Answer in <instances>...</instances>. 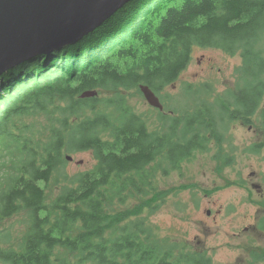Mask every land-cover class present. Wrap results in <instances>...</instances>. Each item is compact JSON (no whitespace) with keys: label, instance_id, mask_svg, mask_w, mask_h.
Instances as JSON below:
<instances>
[{"label":"trees","instance_id":"16d2710c","mask_svg":"<svg viewBox=\"0 0 264 264\" xmlns=\"http://www.w3.org/2000/svg\"><path fill=\"white\" fill-rule=\"evenodd\" d=\"M195 47L240 54L245 84L230 94L233 110L220 104L217 114L201 101L183 117L159 114L164 129L149 132L123 96L103 102L113 114L94 113V96L81 97L140 85L158 95ZM263 100L264 0H129L77 42L3 73L0 139L15 119L41 113L50 134L44 141L37 131L8 133L0 145V221L19 212L29 219L19 250H0V264H213L175 242H157L137 217L152 200L120 211L115 201L145 195L152 172L179 171L211 140L222 142L225 118L248 125L260 111L264 134ZM55 101L64 104L59 117L47 112ZM78 153H90L94 166L69 176L65 157ZM53 187L59 193L49 200ZM258 229L264 234L263 219Z\"/></svg>","mask_w":264,"mask_h":264},{"label":"rangeland","instance_id":"374dc122","mask_svg":"<svg viewBox=\"0 0 264 264\" xmlns=\"http://www.w3.org/2000/svg\"><path fill=\"white\" fill-rule=\"evenodd\" d=\"M241 69L239 53L195 47L177 81L156 95L162 111L151 107L137 86L127 91L94 89V113L113 114V109L106 108L103 102L121 95L130 110L144 119L149 132L164 129L159 114L183 117L195 111L201 101L214 106L218 114L220 104H232L230 94L245 84ZM63 106L55 101L47 112L59 117V108ZM228 109L234 108L228 106ZM259 116L260 111L248 125L242 124L240 119L225 123L228 121L225 118L218 122L222 142L211 140L207 151L196 152L179 171L167 176L161 171L152 172L150 187L153 190L129 197L123 206L116 200L114 209H133L142 201L152 200L153 207L145 208L137 217L146 222L157 242H175L186 251L204 254L213 264H264V234L258 230L259 222L264 220V134ZM48 125L42 113L15 119L6 129V136L0 139V145L8 138V133L29 136L37 131L41 133L39 138L46 141L50 131L44 130ZM26 126L31 128L24 130ZM65 158H71L63 169L69 176L94 166L90 153ZM4 171L0 170V178ZM253 184L259 185V192L254 191ZM58 193L59 189L53 187L49 200ZM28 229L25 212L1 220L0 250L18 251Z\"/></svg>","mask_w":264,"mask_h":264},{"label":"water","instance_id":"95a60500","mask_svg":"<svg viewBox=\"0 0 264 264\" xmlns=\"http://www.w3.org/2000/svg\"><path fill=\"white\" fill-rule=\"evenodd\" d=\"M128 1L0 0V75L34 56L77 42ZM139 89L151 107L162 111L149 87L140 85ZM95 94L86 92L81 97Z\"/></svg>","mask_w":264,"mask_h":264},{"label":"flooded vegetation","instance_id":"af4514ba","mask_svg":"<svg viewBox=\"0 0 264 264\" xmlns=\"http://www.w3.org/2000/svg\"><path fill=\"white\" fill-rule=\"evenodd\" d=\"M252 176V175H251ZM253 189H254V191H257V192H259L260 191V187H259V185H256V184H253L252 186H251ZM259 230V229H258ZM260 231V230H259ZM261 232V231H260ZM263 234V233H262Z\"/></svg>","mask_w":264,"mask_h":264}]
</instances>
